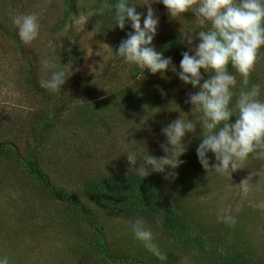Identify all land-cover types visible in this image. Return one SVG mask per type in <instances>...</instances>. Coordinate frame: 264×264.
<instances>
[{
  "label": "rangeland",
  "instance_id": "1",
  "mask_svg": "<svg viewBox=\"0 0 264 264\" xmlns=\"http://www.w3.org/2000/svg\"><path fill=\"white\" fill-rule=\"evenodd\" d=\"M94 1L81 0L80 13L61 24L59 23L63 18L64 7L62 0H26L25 5L20 8L26 12H36L40 17V37L31 44H23V50L30 57L37 58L40 79L45 76L41 70V60L49 58L59 69L64 53L72 51L66 62L69 77L61 89V92H65L66 100L69 99L66 101L64 118L72 113L77 114L78 108L87 104L91 105V109L96 108L94 116H90L92 124L86 125V122L78 121V116H75L74 125L66 124L69 130L72 126L75 127V131L71 134L63 131L68 138L64 136L65 140L61 138V142L54 145V138L51 136L49 142L45 143V148L39 151L55 185L77 193H82L83 182L87 177L127 165V151L136 150L138 147L143 151V147L136 142L149 146L148 151H161L162 156L164 155L160 148L164 143L161 126L147 123L150 117V113H147V104L150 102L147 96L150 95L148 90L155 86L152 83L154 75L147 69L143 71L137 66L126 65L114 53L120 42L127 38V32L114 27L111 20L107 21L109 28L104 24L90 26L89 17L97 11ZM140 2L144 3L145 0ZM152 7L160 20L153 40L154 47H157L156 42H160L172 26L199 28L191 12L174 20L169 17L162 4L154 3ZM144 9L146 15L147 8L144 6ZM47 17L51 19L49 23H46ZM55 25L62 27L55 32L50 31V27ZM7 42L8 50H4L6 41L0 37V140L15 138L24 149V146L36 145L29 137L27 126L35 117V111L44 107V104L27 85L25 67L18 65V58L24 52L21 49L15 50L13 42ZM256 66V76L260 79L255 84L262 86L264 98V57ZM134 68H138L139 74L133 72ZM176 68L179 70V66ZM141 75L144 77L140 80ZM165 75L167 81L164 85L167 84V90L182 95L184 87L178 77L170 70ZM82 80L97 87L101 94L94 91L93 87H90L93 92H84L79 84ZM251 82L254 84L253 80ZM128 88L135 90L134 97L123 99L122 104L107 105L112 108L110 110L104 104L93 105L95 102L100 103L106 94L114 95ZM57 93L60 92L54 94ZM186 106L187 114L191 113L192 106ZM171 114L173 113L166 112L162 117ZM174 115L179 118L180 113ZM234 121L235 117L232 122ZM145 128L151 129L146 131ZM75 133L80 137L77 142L70 139ZM194 137L195 135L188 134L185 138L192 142ZM209 157L210 163H215L213 154L209 153ZM81 159L85 160L83 166L78 163ZM8 166L10 165L7 163V168ZM5 170V164H1L0 255H8L10 264H76L70 247L77 240L79 245L76 247L85 258V264H101L100 259L89 248L88 243L94 236L92 228L72 222V213L62 203L50 201L42 188H30L32 183L23 169H15L13 174ZM8 173L10 178L4 180ZM184 180L188 188L178 189L177 194H181L179 199L186 210L199 220L204 218L209 225H221L224 222L223 216L230 213L235 217L236 223L245 224V232L251 242L263 249L264 146L258 148L247 160L240 162L236 169L217 174L200 166L196 171L192 169ZM106 221L111 241L121 243L131 233V222L126 223L115 218ZM19 228L22 230L21 234L13 236L12 231ZM153 235L154 242L160 249L162 243L170 249V255L176 264H212L197 261L184 250L172 248V242L170 245L164 244L154 231Z\"/></svg>",
  "mask_w": 264,
  "mask_h": 264
},
{
  "label": "trees",
  "instance_id": "2",
  "mask_svg": "<svg viewBox=\"0 0 264 264\" xmlns=\"http://www.w3.org/2000/svg\"><path fill=\"white\" fill-rule=\"evenodd\" d=\"M62 1L64 5L63 18L60 19L59 24L78 15L81 9L79 5L81 0ZM25 2L26 0H0V4H2L0 6V37L6 41L4 50H8L7 41H11L15 45V50L21 49L24 52L18 58V65L25 67L27 71L26 83L34 95L42 100L44 107L35 111L33 114L35 117L30 120L27 126L29 137L35 141V146H24V149H26L24 151L23 146L15 138L0 140V166L5 164V172L9 171L13 174L15 169H23L32 183L30 188L34 186L42 188L50 201L62 203L66 210L72 213L74 217L72 222L92 228L94 236L88 244L89 248L97 255L96 258L100 259L101 264H176L170 255V249L165 245L163 246V243L161 244L162 256L156 257L140 241L134 238L132 231L129 235H126L121 243L111 241L109 239L110 229L106 221L109 218L119 219V221L126 223H133L136 218H142L146 226L152 232L157 233L164 244L170 245V242H172V245H170L172 248L184 250L197 261L212 264H264V247L262 249L261 246L257 247L251 242L245 232L244 223H240V225L236 223L231 227L224 222L221 225H209L205 223L204 218L202 220L197 219L192 212L186 210L182 205L181 199H179L181 194H177V190L187 189L188 186L185 185L184 182L186 181L184 179L192 169L196 171L201 166L196 155V146L201 141L196 135L192 142L189 141V138H185L187 151L180 157L184 163L176 169L178 176L174 181L164 178L169 171L168 169L165 170V173L153 172L147 177H142L137 175L134 170H129L130 166L127 162V165L110 169L104 173L90 177L86 176L87 179L83 182L82 193L69 191L55 185L53 177L45 168V162L41 159L42 156L39 151L45 148V143L49 142L51 136L54 138V145L61 142V138L64 140L68 138L69 136L66 137L65 135L68 132L70 134L74 132L75 127L72 126L69 130L66 124L74 125L73 118L75 116H78V121L86 122V125L92 124L90 116H94L96 108L91 109V105L87 104V106L78 108L77 114L72 113L64 118L66 101H69L64 96L65 92L55 95L40 87L37 58L30 57L29 53L23 50L24 42L20 40L10 21V15L13 13H29V11L26 12L20 9L23 4L25 5ZM117 2L118 0H95L94 8L97 9V13L95 12L89 17L90 26L104 24L109 28V22L107 21H112L114 11L112 5ZM129 4L134 6L136 11L141 14V25L143 27V17L145 16L143 3L140 0H129ZM50 20L47 17L46 23H49ZM60 27L55 25L50 27L49 30L55 32ZM191 29L192 31H190ZM198 30L201 29L196 26H172L160 42H156L157 47L155 49L158 52L162 51L165 57H171L173 64L179 66L182 59L181 53L187 51L185 39L189 34L195 36L194 33ZM123 31L127 33L133 31L130 22L126 24ZM194 44L196 43L194 42ZM71 52L70 50L64 53L59 68L66 75L68 74L66 68L67 57ZM262 52H264V49H262ZM256 67L258 66H255L251 73L250 84H252V80L255 84L260 79L256 76L258 74ZM137 69H133L135 74H139ZM229 71L234 72L235 70L229 65ZM143 77L144 75H141L140 80ZM237 78L240 79L238 74ZM152 80L155 86L148 90L150 95L147 94V98L150 100L147 104V113H150L147 123L149 125L158 124L163 128L172 120L178 119L174 114L179 112L181 114L188 113V110H186V104L188 103H185V101L188 94L196 90L192 89L191 85H185L179 80L183 84L184 92L182 95H177V92L167 90L165 86L167 84L164 85L167 79L161 78L160 74H155ZM79 84L84 92H93L90 90V87H93L94 91L101 94L97 87L90 85L89 82L82 80ZM161 90H163V95ZM135 94L133 88H128L114 95L106 94L105 97L99 95L102 97L100 103L95 102L93 105L122 104L123 99H132ZM108 108L109 110L112 109L111 107ZM166 112H172L173 114L162 117ZM189 119H192L191 113H189ZM145 129L148 131L151 128ZM64 130L67 131L66 134L63 132ZM79 138L78 133L70 136L71 141L74 142H77ZM146 147L149 148V146ZM149 153L157 157H162L163 154L161 151H149ZM125 160L127 161V159ZM7 163L10 165L8 168ZM78 163L83 166L85 160L81 159ZM137 166H139V163ZM82 172H84V169H82ZM9 173L8 176L5 175L4 180L10 178ZM21 232L20 228L19 230L15 229L12 231V235H20ZM77 242V240L75 243L73 241L74 244L71 245L70 249L73 251L76 264H85V258L81 256V252L76 247L79 245ZM258 249H260V252Z\"/></svg>",
  "mask_w": 264,
  "mask_h": 264
},
{
  "label": "clouds",
  "instance_id": "3",
  "mask_svg": "<svg viewBox=\"0 0 264 264\" xmlns=\"http://www.w3.org/2000/svg\"><path fill=\"white\" fill-rule=\"evenodd\" d=\"M154 3L162 4L174 20L193 13L201 29L185 39L187 51L181 53L179 70L171 57H165L153 46L160 24L152 7ZM143 6L147 14L142 27L141 14L129 0H118L112 5L114 27L124 30L130 22L133 29L114 53L126 65L147 69L153 75L159 73L164 79L170 70L196 91L189 93L185 101L192 106V119L189 114L179 112L178 119L161 129L165 142L160 148L164 155H152L146 146L134 140L144 151L138 147L125 153L129 170L147 177L168 169L164 178L174 181L178 176L176 169L184 163L180 157L187 151L185 137L188 134L198 136L201 141L196 155L206 171L211 169L223 174L236 169L240 162L264 146L262 86L250 84L251 73L264 57V0H145ZM10 21L25 44L40 37L38 13H13ZM194 40L199 42L194 45ZM229 65L234 72L229 71ZM41 70L45 76L39 81L40 87L52 93L61 92L69 76L49 58L41 60ZM161 93L164 94L163 90ZM209 153L213 154L215 163H210ZM223 221L230 227L236 223L230 213L223 216ZM131 231L150 253L162 256L153 232L142 218L135 219ZM0 264H10V257L0 255Z\"/></svg>",
  "mask_w": 264,
  "mask_h": 264
}]
</instances>
